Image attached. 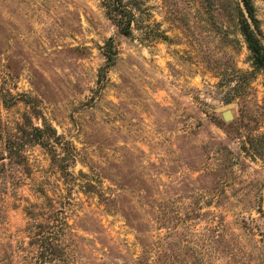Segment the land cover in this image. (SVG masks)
<instances>
[{"label":"rangeland","instance_id":"1","mask_svg":"<svg viewBox=\"0 0 264 264\" xmlns=\"http://www.w3.org/2000/svg\"><path fill=\"white\" fill-rule=\"evenodd\" d=\"M123 2L131 37L101 0H0V264L36 255L25 211L42 189L68 198L61 264H264V76L240 0ZM30 119L70 145L66 173L27 135L2 167Z\"/></svg>","mask_w":264,"mask_h":264},{"label":"trees","instance_id":"2","mask_svg":"<svg viewBox=\"0 0 264 264\" xmlns=\"http://www.w3.org/2000/svg\"><path fill=\"white\" fill-rule=\"evenodd\" d=\"M241 7H238V24L239 32L246 44V48L250 54L252 72L262 74L264 76V45L259 38L260 31L257 27L255 18V9L252 0H240ZM107 17L112 21L119 33L125 37H131L134 20V12L127 8L123 0H101ZM103 56L106 60L105 67L100 69V74L105 76L107 70L115 64L117 51L114 47L113 40L109 39L105 43ZM5 95L0 89V100L5 102ZM33 114V113H32ZM34 117H37L33 114ZM25 125L22 123L15 129L16 136L9 137L4 143L2 154V167L5 166L4 160L10 158H21L17 147L18 140L27 135L31 145L38 144L49 149L53 148L54 162L58 163V169L61 174L66 173L69 165H66L69 157L74 162L72 149L68 143H59L61 137L51 127L45 119L41 120V126H35L31 123ZM31 130L29 133L26 130ZM55 138V141L52 139ZM15 147V148H14ZM59 148V149H58ZM60 153L56 154V151ZM13 158V159H12ZM72 164V163H71ZM40 197L42 202L40 206H32L26 209V217L28 225L26 232L32 240V245L36 249V255L29 264H61V260L69 255L70 247L65 242L67 233L70 231L68 223V210L63 201L68 199L66 196H58V192H52L49 196L48 192L41 190ZM60 195V194H59Z\"/></svg>","mask_w":264,"mask_h":264},{"label":"water","instance_id":"3","mask_svg":"<svg viewBox=\"0 0 264 264\" xmlns=\"http://www.w3.org/2000/svg\"><path fill=\"white\" fill-rule=\"evenodd\" d=\"M222 118L224 121H231L232 120V113L230 111H226L222 114Z\"/></svg>","mask_w":264,"mask_h":264}]
</instances>
